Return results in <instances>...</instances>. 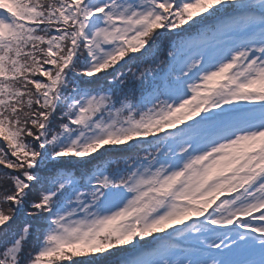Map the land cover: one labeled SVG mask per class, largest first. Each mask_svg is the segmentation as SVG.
Masks as SVG:
<instances>
[{
	"label": "snow or ice",
	"instance_id": "obj_1",
	"mask_svg": "<svg viewBox=\"0 0 264 264\" xmlns=\"http://www.w3.org/2000/svg\"><path fill=\"white\" fill-rule=\"evenodd\" d=\"M0 264H264V0H0Z\"/></svg>",
	"mask_w": 264,
	"mask_h": 264
}]
</instances>
